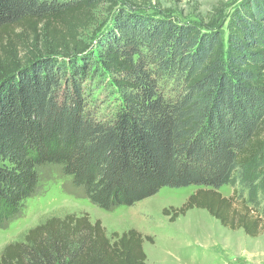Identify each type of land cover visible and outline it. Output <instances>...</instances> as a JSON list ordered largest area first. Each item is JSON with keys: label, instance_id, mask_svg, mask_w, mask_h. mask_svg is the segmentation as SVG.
I'll list each match as a JSON object with an SVG mask.
<instances>
[{"label": "trees", "instance_id": "trees-1", "mask_svg": "<svg viewBox=\"0 0 264 264\" xmlns=\"http://www.w3.org/2000/svg\"><path fill=\"white\" fill-rule=\"evenodd\" d=\"M147 2L0 0V229L38 169L56 165L101 210L195 186L163 210L170 222L200 209L250 238L264 232V0H240L224 30ZM144 241L51 217L5 245L0 264H146Z\"/></svg>", "mask_w": 264, "mask_h": 264}, {"label": "rangeland", "instance_id": "rangeland-1", "mask_svg": "<svg viewBox=\"0 0 264 264\" xmlns=\"http://www.w3.org/2000/svg\"><path fill=\"white\" fill-rule=\"evenodd\" d=\"M240 0H149L147 13L165 14L179 22L222 26ZM109 15L107 6L96 12L99 22ZM84 33L87 42L94 34ZM39 183L21 213L0 229V253L5 245L19 240L28 230L51 217L87 216L100 222L108 235L135 230L151 242L144 241L146 264H264V232L256 238L242 231L223 227L206 211L189 210L174 222L163 210L179 209L198 187L161 188L155 195L130 207L101 210L72 186L61 167L46 165L38 169ZM220 193L228 197L231 189Z\"/></svg>", "mask_w": 264, "mask_h": 264}]
</instances>
